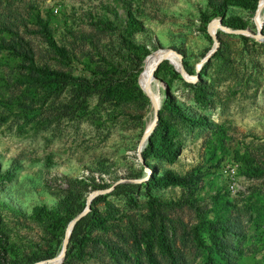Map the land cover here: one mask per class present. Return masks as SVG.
Returning <instances> with one entry per match:
<instances>
[{
	"label": "rangeland",
	"instance_id": "1",
	"mask_svg": "<svg viewBox=\"0 0 264 264\" xmlns=\"http://www.w3.org/2000/svg\"><path fill=\"white\" fill-rule=\"evenodd\" d=\"M237 1L0 0V171L11 175L0 180V264H25L55 249L56 255L68 224L60 234L34 210L54 208L67 179L90 177L96 187L119 181L94 196L91 207L100 217L84 227L81 246L69 241L66 264H264V25L258 36L259 0L255 8ZM218 5L251 30L244 35L216 26L217 47L196 81L205 88L203 99H195L196 82H187L170 60L159 64L157 74L176 105L162 109L169 124L164 145L178 149L173 162H141L137 153L150 107L140 85L150 53L136 78L142 94L117 105L93 95L85 117L72 111V86L39 75L24 58L120 85L138 64L129 38L150 52L179 51L193 76L212 45ZM203 14L210 15L205 28ZM130 16L143 26L131 35ZM42 23L68 59L48 47ZM146 162L185 180L150 185L146 170L153 169ZM123 183L136 184L116 188Z\"/></svg>",
	"mask_w": 264,
	"mask_h": 264
},
{
	"label": "trees",
	"instance_id": "2",
	"mask_svg": "<svg viewBox=\"0 0 264 264\" xmlns=\"http://www.w3.org/2000/svg\"><path fill=\"white\" fill-rule=\"evenodd\" d=\"M242 6L255 8L257 0H239L237 1ZM214 14H218L222 18V23L224 25H237L239 28H246L245 23H236L230 18L225 17L224 7H216L214 9ZM210 15L203 14L202 16V26L205 28V24L208 22ZM126 29L128 30V34H132L133 32L140 31L143 29L141 22L136 20L133 16H130L128 20L125 22ZM40 32L45 37V40L48 44V47L52 50L56 57L59 59H68V52L65 47L59 45L55 40L53 34L49 30L46 23L41 24ZM129 36V35H128ZM129 47V50L132 51L138 59L137 68L133 73H131L128 77L126 83L122 84H114L111 81V77H95L93 79H89L85 76H75L70 73H62L56 70H51L48 67H38L34 64L33 59L30 57L28 59L27 55H25V59L29 61V65L31 69L36 71L39 75L46 74L50 78V81L54 83H58L61 86H72L75 90V97L73 102L71 103V108L76 116L85 117L88 114V99L96 95L98 97L99 102L102 103H111L117 105L122 99H126L132 97L136 94H142V90L139 87L136 78L140 71L139 66L141 64L142 58L145 57L150 50L147 49L144 45H139L133 43L129 38H125ZM23 57V56H22ZM166 60H163V62ZM161 65V64H160ZM160 65L155 71V75L158 76V70L160 69ZM113 71H116L114 66H111ZM159 77V76H158ZM199 71V78H200ZM195 99L200 101L203 99L205 95V88L199 83L195 84ZM176 109V105L174 104L171 95L168 93L167 98L164 101L163 106L159 109V119L156 122L154 130L151 132L148 138V142L146 143L143 151V158L146 160L150 157L158 158V159H166L168 162H173L178 155V149L168 148L164 145L166 131L169 126L167 119L162 115V109ZM144 115V114H143ZM142 115V117H143ZM141 118V117H140ZM190 121H194V119L188 118ZM196 122H204V119H197ZM148 167L153 169L151 176L149 177L150 185H169V184H181L184 182V178L180 175L174 174L169 170L164 171L163 173H159L158 164L154 162H146ZM157 171V172H156ZM157 173V174H156ZM11 175L9 172H1L0 171V180L10 179ZM136 184V183H123L116 188L125 187L127 185ZM104 185V184H103ZM97 186L95 184L92 177L87 178L85 180H77L73 178L67 179L66 187L64 189V193L59 198L58 203L54 208H48L46 206L36 207L34 210V214L37 217H47L50 219L51 223L55 225V227L59 228V233L62 234L63 228L65 224L71 222L68 221L71 216L76 214L81 210V208L85 206V198L87 194ZM86 195V196H85ZM97 197V196H96ZM94 197L93 199H95ZM92 199V200H93ZM91 200V201H92ZM98 210L92 206L89 213H87L84 217H82L74 227H72L67 246L69 241L73 243L74 246H81L82 235L84 232V227L89 224V222L96 221L99 218ZM59 241V239H58ZM60 242V241H59ZM59 244V243H58ZM66 246V252H67ZM55 251H52L46 255L45 258L40 259L39 257H32L27 260L26 263L30 264L36 261L49 259L55 255ZM57 254V253H56ZM68 254V252L66 253ZM52 259V258H51ZM17 263V262H16ZM25 263V264H26ZM62 264H66V259L62 260Z\"/></svg>",
	"mask_w": 264,
	"mask_h": 264
},
{
	"label": "bare ground",
	"instance_id": "3",
	"mask_svg": "<svg viewBox=\"0 0 264 264\" xmlns=\"http://www.w3.org/2000/svg\"><path fill=\"white\" fill-rule=\"evenodd\" d=\"M264 10V0H259L257 8H256V14L254 21L256 23V27L262 23V14ZM211 29L212 32L209 29V33L212 37L215 36L216 26H220L218 20H213L211 22ZM209 26V27H210ZM178 53L173 51V49H158L154 51V53L148 54L142 64V72H141V78H140V85L143 88V90L146 92V94L150 98V107L149 111L144 117V134L142 136V139L140 141L137 153L140 155V151L142 148L145 147L146 143L148 142L149 135L154 130V127L157 122V113L158 110L162 104V96L160 95V84L154 79L155 71L163 60L167 59L170 60L176 68L181 72V75L186 80L190 81L192 79V76L188 75L186 72L183 71V69L180 67L179 59H178ZM162 89V88H161ZM148 170H146V173ZM96 194L91 195V200L94 198ZM88 200H86V206H88ZM73 227V222L71 221L66 229L65 237L62 242V246L57 252V254L49 261L45 262L41 261L37 264H61L62 257L64 250H66L68 238L71 232V229Z\"/></svg>",
	"mask_w": 264,
	"mask_h": 264
},
{
	"label": "water",
	"instance_id": "4",
	"mask_svg": "<svg viewBox=\"0 0 264 264\" xmlns=\"http://www.w3.org/2000/svg\"><path fill=\"white\" fill-rule=\"evenodd\" d=\"M218 22H219V25H220V27H221V29L222 30H224V31H227V32H239V33H242V34H248V31H250L251 29L250 28H248V27H246V28H237V27H233V26H231V25H224L223 23H222V18L220 17V16H218ZM263 25H264V21L260 24V25H258L257 27H256V33H257V35L258 36H263L262 35V32H261V30H262V27H263ZM253 31V30H252ZM216 47H217V35H215L214 37H213V40H212V45H211V47H210V49L207 51V53L205 54V56H204V58H203V60L197 65V67H196V70H195V72H194V74H193V76H192V79L190 80V81H187V82H189V83H195L198 79H199V71H200V69H201V67L209 60V58L211 57V55L213 54V52L215 51V49H216ZM154 51L155 50H152L150 53H154ZM173 51H175V52H177L178 53V59H179V64H180V67L183 69V66H182V62H181V57H182V54L179 52V51H177V50H175V49H173ZM183 71H184V69H183ZM185 72V71H184ZM179 74V73H178ZM181 76V75H180ZM182 77V76H181ZM154 79L157 81V82H159V84L163 87V100H165L166 98H167V94H168V90H167V88H166V85H165V82L160 78V77H158V76H156V75H154ZM185 80V79H184ZM186 81V80H185ZM158 113H159V110H158ZM158 113H157V121H158V119H159V115H158ZM143 153H144V151H143V148L141 149V151H140V155H138L139 157H140V160H141V162H144V159H143ZM119 181V178H117L116 180H114L113 182H111L109 185H107V186H101V187H96V188H94V189H92L90 192H89V194L87 195V199H89L88 200V206L86 207V208H81V210L79 211V212H77L76 214H74L73 216H71V218L68 220V221H72L73 222V227L75 226V224L82 218V217H84L89 211H90V207H91V195L94 193V194H96L95 196H98V195H100L101 194V192H107V191H109L111 188H113V184L114 183H117ZM131 185H134V184H131ZM65 255H66V250H64V253H63V260H64V258H65ZM26 264H28V263H26Z\"/></svg>",
	"mask_w": 264,
	"mask_h": 264
},
{
	"label": "built area",
	"instance_id": "5",
	"mask_svg": "<svg viewBox=\"0 0 264 264\" xmlns=\"http://www.w3.org/2000/svg\"><path fill=\"white\" fill-rule=\"evenodd\" d=\"M150 176H151V170H148V172L146 173L145 178H146V179H149Z\"/></svg>",
	"mask_w": 264,
	"mask_h": 264
}]
</instances>
